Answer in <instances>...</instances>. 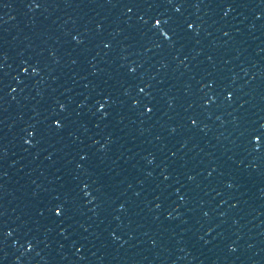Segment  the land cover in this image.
Segmentation results:
<instances>
[{
  "label": "water",
  "instance_id": "1",
  "mask_svg": "<svg viewBox=\"0 0 264 264\" xmlns=\"http://www.w3.org/2000/svg\"><path fill=\"white\" fill-rule=\"evenodd\" d=\"M0 264H264V0H0Z\"/></svg>",
  "mask_w": 264,
  "mask_h": 264
}]
</instances>
